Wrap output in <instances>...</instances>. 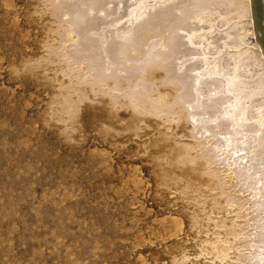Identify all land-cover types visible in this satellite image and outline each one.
<instances>
[{
    "label": "bare ground",
    "instance_id": "bare-ground-1",
    "mask_svg": "<svg viewBox=\"0 0 264 264\" xmlns=\"http://www.w3.org/2000/svg\"><path fill=\"white\" fill-rule=\"evenodd\" d=\"M40 1L55 35L27 69L53 73L70 139L90 108L106 137L147 136L180 215L166 264H264V0Z\"/></svg>",
    "mask_w": 264,
    "mask_h": 264
},
{
    "label": "rangeland",
    "instance_id": "rangeland-1",
    "mask_svg": "<svg viewBox=\"0 0 264 264\" xmlns=\"http://www.w3.org/2000/svg\"><path fill=\"white\" fill-rule=\"evenodd\" d=\"M39 1L0 0V264H166L180 215L138 154L147 136L106 137L96 108L71 139L52 121L59 83L27 69L55 35Z\"/></svg>",
    "mask_w": 264,
    "mask_h": 264
},
{
    "label": "water",
    "instance_id": "water-1",
    "mask_svg": "<svg viewBox=\"0 0 264 264\" xmlns=\"http://www.w3.org/2000/svg\"><path fill=\"white\" fill-rule=\"evenodd\" d=\"M252 2H255V0H252ZM253 14H254V16H256V8H255V5H253ZM256 24V23H255Z\"/></svg>",
    "mask_w": 264,
    "mask_h": 264
}]
</instances>
